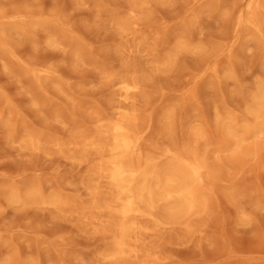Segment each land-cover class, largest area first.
Wrapping results in <instances>:
<instances>
[{"label": "rangeland", "instance_id": "374dc122", "mask_svg": "<svg viewBox=\"0 0 264 264\" xmlns=\"http://www.w3.org/2000/svg\"><path fill=\"white\" fill-rule=\"evenodd\" d=\"M254 4L252 13L249 0H0V264H106L112 236L90 220L96 161L71 158L80 150L70 141L95 133L96 115L113 117L117 80L131 76L142 81L143 147L182 145L199 122L213 173L192 232L147 237L156 264H264V111L251 113L264 85V0ZM30 136L38 145L24 144ZM54 195L67 204L42 202Z\"/></svg>", "mask_w": 264, "mask_h": 264}, {"label": "bare ground", "instance_id": "6f19581e", "mask_svg": "<svg viewBox=\"0 0 264 264\" xmlns=\"http://www.w3.org/2000/svg\"><path fill=\"white\" fill-rule=\"evenodd\" d=\"M249 9L252 13L258 10L254 0H249ZM119 29L126 30L123 24H119ZM186 47V43H179L175 50ZM172 60L169 53L161 65L166 66ZM117 82L120 93L110 102L113 117L98 114L95 133L75 134L70 144L80 152L71 158L78 162L96 161L98 175L87 189L94 200L91 209H98L90 215V220L102 223V230L112 236L110 247L102 255L103 261L106 264H156L157 255L147 248V237L177 225L192 232L191 216L200 215L207 208L204 194L213 173L207 148L201 149L206 135L199 122L189 124L182 145L170 143L157 152L147 151L143 147L144 132L138 124L140 114L136 107L142 81L131 76ZM263 103L264 85H261L251 108L256 119L263 116ZM172 112L168 109L163 115L168 135L173 132ZM221 122L225 132L235 140V146L239 145L243 138L233 120ZM249 130L244 128V132ZM262 130V127H255L250 131L262 134ZM38 143L39 140L32 136L24 140L29 146ZM161 155L168 159L166 164L159 163ZM104 187L107 196L101 195ZM38 195L35 190L27 196L36 199ZM11 198L18 200L19 196L14 193ZM42 202L56 207L67 204L56 195Z\"/></svg>", "mask_w": 264, "mask_h": 264}]
</instances>
